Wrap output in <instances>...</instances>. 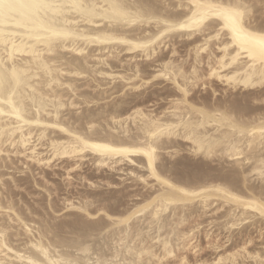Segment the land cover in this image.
I'll return each instance as SVG.
<instances>
[{
  "label": "bare ground",
  "instance_id": "6f19581e",
  "mask_svg": "<svg viewBox=\"0 0 264 264\" xmlns=\"http://www.w3.org/2000/svg\"><path fill=\"white\" fill-rule=\"evenodd\" d=\"M161 1L130 0L158 15L143 23L125 24L101 19L104 9L99 5L109 0H82L85 4L98 5L95 9L98 15L88 18L79 11L62 14L40 12L31 18L21 17L6 26L12 29L8 50L9 53L14 51V59H9L8 63L15 64L21 77L16 97L20 100L21 117L17 119L12 114L0 116V159L4 152L9 153L4 147L13 148V151L10 149L12 154L22 156L39 167L63 159L76 161L74 166H77L78 162L90 157L98 170L108 168L127 172L126 176L133 180L146 186L152 184L150 188L154 192L122 212L108 206L91 210L95 203L109 199L89 201V195L79 203L66 200V209L98 220L83 223L75 217L70 223L50 225L43 219L36 220L37 212L30 208L26 209L32 217L16 208L13 200L5 203L0 188V212L7 219L0 221V261L3 264H28L29 253L38 254V248L31 247L33 244L48 252L47 258L41 256L40 259H67L65 251L68 249L61 251L57 243L73 239L82 247L76 248L72 258H79L84 264L94 261L154 264L152 260L162 264L172 257H179L180 264H183L189 260L187 251L195 255H200L201 251L198 250L199 227L193 226L187 231L179 229L189 221L196 208L195 213H199L196 217H207L211 213L213 224L222 221L221 229L231 234L236 231L243 233L249 224L264 227V215L260 210L264 203V182L259 177L260 168L264 166L263 107L262 110L257 106H242L238 100L211 105L207 100L199 102L190 97L197 83L207 78L216 79L233 90L239 88L254 92L264 86L260 82L264 72L261 66L264 46L259 43V37L264 35V0H245L250 14L246 28L235 39L224 18L204 7L221 5L223 0ZM197 5L202 7L197 8ZM194 14L197 18L200 15H208V18L200 26H195L191 24ZM177 40L192 46L190 51L194 53V62L188 70L183 65L184 58L182 63L175 59ZM213 46H216L217 53ZM225 47L227 53L222 51ZM246 49L252 50L253 55H249ZM166 50L168 53L164 52ZM163 52L167 53L166 56ZM237 52L241 53L239 59L233 61L228 58ZM205 59L208 72L203 75L200 69ZM145 62H149L148 67L143 68ZM150 68L153 70L148 72L146 69ZM89 78L98 89H103L101 95L107 93L103 87L110 84H114V89L120 86L116 83L121 84L131 92L150 85L156 79L171 82L178 94L170 98L169 108L159 114L146 110L140 104L126 110L124 106L128 102L124 100H118L112 106L107 103L92 109L91 104L96 102L97 105L104 99L99 95L100 91L97 94L100 97L95 96L99 102L92 94L80 91L85 86L91 87L90 84L78 85L82 80L91 81ZM261 100L264 98H253L252 102ZM82 105L85 108L79 112ZM68 110L70 113L64 114ZM90 123L95 127L90 128ZM149 126L152 132L147 131ZM85 132L91 138H86ZM179 141L188 143L186 151L196 160H223L235 169L223 177L212 178L202 164L191 169L195 177H190L186 171L190 165L186 161L172 160L184 151L177 146ZM85 144L100 145L101 148H85ZM149 148L153 150L151 162L145 154ZM164 153L173 162L164 163ZM170 163L171 168L168 167ZM180 168L181 174H173L176 177L167 174L176 173ZM253 177L258 182L256 186L248 184L249 179L254 180ZM164 180L167 183H161ZM102 217L110 222H105ZM113 226L116 228L111 230ZM67 229L76 237L59 236ZM110 230L115 231L110 239V249L106 248L107 242H100V238L94 243L90 240L94 233L100 236ZM23 235L26 237L24 241L21 239ZM205 239L208 248L215 252L223 247L213 242L209 230L205 232ZM243 241L241 245L235 244L237 246L231 251L218 254L214 260L202 257L197 264H246L244 260L248 259L256 264L255 258L264 259L263 246L250 248L254 242L250 235ZM104 247L110 251L109 254L105 253ZM177 252L180 255L177 256Z\"/></svg>",
  "mask_w": 264,
  "mask_h": 264
},
{
  "label": "rangeland",
  "instance_id": "374dc122",
  "mask_svg": "<svg viewBox=\"0 0 264 264\" xmlns=\"http://www.w3.org/2000/svg\"><path fill=\"white\" fill-rule=\"evenodd\" d=\"M155 1L160 2L161 0H155ZM162 1H161V3H162ZM179 41L180 40H177L176 45H175V48L178 50L177 51L178 54L175 55V57H176L175 59L177 60V63H182L183 58H184L183 65L188 70L194 62V53L192 51H190L192 49V46H187L186 45L187 42H184L182 40L180 42ZM182 42L184 44H182ZM213 48H214V51L217 53L216 46H213ZM168 51L166 50L164 52L168 53ZM164 52H163V54H164V56H166L167 53H164ZM185 59H187V60H185ZM139 60H141V59H139ZM204 62L206 64L207 60L205 59ZM145 63L143 64V68L148 67L147 64L149 62L148 63L145 62ZM205 64L203 63L201 66V69H200V72L202 71L201 74H203V75L207 74V72H208L207 64L206 65ZM119 70L122 71V69H120V68H119ZM146 70L149 72L150 70L152 71L153 69L150 68V69H146ZM89 79L91 80V78H89ZM159 80H161V79H159ZM159 80L157 81V79H156V81L155 80H154L155 82L152 81L150 83V85L148 84V85L144 86L143 88L139 89L138 91H131V92H129L130 90L128 88L125 89V88L121 87V84L116 83L115 85H120V86H115V89L113 88L114 84H113V86H112V84H110L107 87H105V86L103 87L104 90L107 89L106 90L107 93H105V95H101L103 89L102 88H101V90H100V88L98 89L95 86L97 84L95 82H93L92 80L91 81L86 80V82H85V80H82V81H79L80 83L78 82L79 84L78 83L77 84L79 86L82 84L83 85L84 84H86V85L90 84L91 87L94 86L92 89H91V87L85 88V87H87V86H85V87H83V89H80V91L85 90L86 92L92 94L94 97L92 95H90V96L95 98V99H96L95 96H98V97L102 96L101 98L104 99V101L103 100L100 101V99L97 97L100 102L96 99V101H98L99 103H97V105H95L96 102H95V104H91L90 106L93 107L92 109H95V108L97 109V108L101 107L102 105L104 106L107 103L112 106L113 104H116V102H119L120 100H122V101L124 100V102H128V104L124 106V108H126V110L129 108H132L135 105L140 104L142 107L145 106L146 110L153 111L154 114H159V113H162L163 111H165L167 108H169V106H170L169 101L171 100L170 98H173V96L178 94L171 82L167 83L164 80L163 81L161 80L162 82ZM203 81L198 82L196 85L197 87L195 86V88L192 89L193 90L192 93L190 94L191 95L190 97L195 98V100H197L199 102H201L203 100H207V102H209L211 105L212 104L214 105L215 103L221 104V103L226 102V101L231 102L232 100H238L242 106L243 105L248 106V107L251 106L250 108L257 106L261 109L263 107V109H264V106H263L264 103H261V102L253 103L252 102L253 98H259V99L264 98L263 97L264 94L261 95L262 93H264V86L262 87L263 89L262 88L259 90L257 89V90H254V92H253V90L245 91V90H241L239 88H237L236 90H233L230 87H226L225 84L217 81L216 79H212V80L209 79L208 80V78H207V80L205 79L206 82L205 81L203 82ZM87 82H91V83L87 84ZM117 82L119 83V81H117ZM104 83L102 82V84H104ZM152 83L153 84L155 83L153 85V87L151 85ZM120 88H122L123 91ZM124 89H125V91H124ZM91 90H93V91H91ZM109 90H111V91H109ZM118 90L123 92L124 95L126 93V96H123V93H120ZM98 91H100L101 93L99 94ZM108 91L111 94L110 93L108 94ZM259 91L260 92L262 91V93H260ZM113 93H114V95H113ZM253 93H255V94L253 95ZM97 94H99L100 96ZM121 94H122V96H121ZM109 95H112V96L109 97ZM127 95H128V97H127ZM80 101H82V99ZM83 107L85 108V105H82L81 110L79 112L82 111ZM68 113H70L69 110L65 111L64 114H68ZM103 125H104V122H103ZM177 146H179V148L184 150V151L181 152L179 154V156L174 157L172 160L174 161L175 159H180L184 162L186 161V163L188 165H190V167L186 170L188 172L187 174H190L189 175L190 177H191V175L195 177V173L190 172V171H192L191 169L194 168V166H200L202 164L205 168L204 170L209 172V174H211L212 178L215 176L223 177L225 175H228V173L230 171L235 169L228 162L223 161V160L219 161L216 159L214 162L206 161V160L199 161V159L196 160L190 153H188L186 151L188 148V143L186 144V142H183V141L180 142L179 141ZM5 148H7L9 155L7 154V152H4L1 159H0V188H1V191L3 193L1 198L3 199V201L5 203L8 201L12 202V200H13L12 203L15 204L16 208L21 209L29 217H32V216H30V214H29V212H27L26 208L32 209V211L37 212V215H35L34 218L36 220H39V218H40V220L43 219L46 221V224L48 223L50 225H55V224H59V223L60 224H62V223L64 224V223H68V222L70 223L73 221V219L75 217H79V220L83 223H93L94 221L98 220L97 218L96 219H90V218L86 217V215L83 213H77V212H73L72 210L70 211V210L66 209L65 208L67 205L66 200H72L75 203H79L80 201L85 200L89 195H90L89 201L95 200V198L97 200H98V198L109 199L110 201L108 200L107 202L105 201V202L95 203L91 207V210H94V209L102 207V206L103 207L108 206L109 208L112 207V209H116L117 211L122 212V211H125V210H128L129 208H131L135 203L140 202L143 197H146V196H148L154 192L153 191L154 189L150 188V185H152V184H150L149 186H146L140 181H137L135 179L133 180V178L126 176L127 172H124V173L123 172H117L115 170H110L108 168H103V169L98 170L97 168H95V165L92 164L93 162L91 161L90 157L86 158V160L84 159L83 161L78 162L77 166H74V163H76V161L63 159V160H55V161L51 162L50 165H48V166L39 167L35 163L25 159L22 156L16 155L17 156L16 157L15 154L14 153L12 154V152H11V151H13V148L12 149L10 148L11 151L8 147H4V149ZM45 149H46V146L43 148V150H45ZM165 154L166 153H164V155H163V158H165L164 163H166L168 161L173 162L169 158V156L165 155ZM6 155H8V160L6 158ZM2 159H3V161H2ZM224 162H226V163H224ZM171 166H172V164L170 163L168 165V167L171 168ZM124 169H127V167L124 166ZM180 169L181 170L178 172L176 170V173H175V171H172V173L170 172L167 174L172 176V177H176L178 175V173L179 174L182 173V168H180ZM226 172H228V173H226ZM173 174L176 176H174ZM67 175H69V176H67ZM253 178H254V180L252 178L249 179L248 184H250V185L255 184V186H256L258 184V182H257L255 177H253ZM208 179H211V178L209 177ZM110 183H111V185H110ZM118 200H120V201H118ZM107 203H109V204H107ZM196 211H197V208L193 211L194 212L193 216L191 218H188L189 221H187V223L185 222V225H183L187 229H185L183 226L179 227V229L181 228V229L186 230V231L189 230L190 228H192L193 226L199 227L197 232H198V240H199L198 244L200 245L198 250L201 249V251H199L200 255H199V253L195 255L194 252L187 251L186 252L188 254L187 257H189L188 258L189 259L188 264H195V263L197 264V261L201 260L202 257H203V259H208L210 261L214 260L216 258L215 256H217L218 254H223L226 252V250L231 251V249H233L235 246L241 245L244 242L243 240H245L249 235H250V238L251 239L253 238V240H254L253 245H251L250 248H255V247L257 248L258 247V249H260L262 246L264 247V239L261 238V232L262 231L260 232L261 229L264 230L263 229L264 227H262L261 224H255V225L249 224V225H247V228L243 229V231H242L243 233H241L242 235L239 234V231L238 232L236 231L233 234H231V233H228L227 231H224V229H221L222 223H220V222H222V221H220V220L217 222L215 221L213 224L212 221H214V220H211L212 219L211 213L207 217L202 216L199 218V217H196L199 214V213L196 214L197 213ZM187 213H188V211H187ZM74 214H76L77 216L76 215L74 216ZM209 217H210V219H209ZM102 218H104L105 222L108 221L105 217H102ZM4 219L7 220L6 218H4V215L0 212V221L4 222L5 221ZM108 222H110V221H108ZM190 222H192V223H190ZM198 224H200V225H198ZM218 224H220V225H218ZM260 226L262 228H260ZM115 228H116V226H113L111 228V230H113ZM111 230L109 232H107V231L102 232L100 234V236L98 234L94 233L95 236L92 235L93 237L91 236L92 238H90V240L94 243V242H98L101 239L100 242H102V243L107 242L108 247H106V246L105 247L107 249H110V247H112L109 245V244H112L110 239L113 238L112 236L115 233V231L111 232ZM208 230L210 231V234L212 235L213 242H217L216 244L218 246H223V247L219 248V251L217 250L215 252V250L213 248H210V247L208 248V244H207L208 241L205 239V232H207ZM199 231H200V233H199ZM68 232H69V230L67 229L65 232L60 233L59 236L60 237H67V238H75L76 237V235L69 234ZM97 235H98V237H96ZM217 236H219V237H217ZM229 236H231V241L228 242L227 239ZM49 238H52V235H50ZM21 239L24 241L26 239V237L23 235V236H21ZM216 239L219 240V242ZM102 240H106V241H102ZM100 242H99V245H100ZM262 243H263V245H262ZM235 244H237V245H235ZM106 248L104 249L105 253L109 254L110 251L107 250ZM104 250H103V252H104ZM157 250H158V248H157ZM178 253H180V252H177L176 255ZM178 255H180V254H178ZM166 260H168V261L164 260L162 264H167L168 262H169L168 264H177V262H179V264H180V261H179L180 258L179 257H178V259L176 257H172V259L169 258ZM240 261L242 262L241 259H240ZM251 261L252 260H249V259L247 261L244 260V262L246 264H255L254 261H252V262ZM153 262H154V264H156L155 260L154 261L152 260L151 263H153Z\"/></svg>",
  "mask_w": 264,
  "mask_h": 264
},
{
  "label": "snow or ice",
  "instance_id": "6c2138e0",
  "mask_svg": "<svg viewBox=\"0 0 264 264\" xmlns=\"http://www.w3.org/2000/svg\"><path fill=\"white\" fill-rule=\"evenodd\" d=\"M98 7L96 4H85L82 0H0V116L6 114L16 115L17 119L21 117V110L19 108L20 100L16 99L19 86L21 83L20 74L16 70L15 64H9V59H14L13 53H9L8 44L11 43L12 29L6 27L7 25L17 22L21 17L31 18L40 12L62 14L65 12L79 11L82 15H86L91 18L98 13L95 9ZM99 7L104 9V14L101 15V19H109L110 21H122L125 24L131 23H143L150 21L154 16L151 12L142 9L136 2H130V0H109L108 3L104 5H99ZM202 7L197 5V8ZM204 7L214 10L217 14L221 15L225 22L226 27H228L235 39L239 33L246 28L245 23L247 17L250 14L249 6L245 3V0H223L221 5H206ZM208 15H200L197 18V14L193 15L191 21L192 25L200 26ZM159 22V21H157ZM189 26V25H185ZM174 27V26H173ZM259 43L264 46V35L259 37ZM227 44V40H225ZM13 50H15V45H13ZM222 51L227 53V47L223 48ZM249 55H253L252 50H245ZM241 56L240 52H237L235 56L228 57L233 61L239 59ZM262 68H264V57H262ZM247 82V81H245ZM260 82L264 85V72L261 73ZM264 103V100L260 101ZM7 105V109L5 108ZM147 119V118H145ZM154 123V121L152 122ZM262 124H264V118H262ZM95 127L90 123V128ZM147 131L152 132V127L149 126ZM86 138H91L88 133H84ZM85 148L92 147L93 149H100V145H84ZM105 151H116L114 149H104ZM127 151V150H121ZM152 149L149 148L146 151V155L149 157L151 162L153 159ZM211 152V149H209ZM155 175V173H153ZM259 177L262 182H264V166L260 168ZM161 183H167L166 180L161 181ZM171 187V185H169ZM264 201V199H262ZM261 214L264 215V203L260 205ZM264 223V222H262ZM261 238L264 239V230L261 232ZM33 248H38L37 253H29L30 258L28 259V264H84V261L79 258H72V253L76 248L82 247V244L77 243L76 240H64L57 243V248L61 251H65V256L69 257L67 259H40L41 256L47 258L48 252L43 247H38L37 244L31 245ZM11 251V249H9ZM256 264H264V259L255 258ZM0 264H3L0 261ZM92 264H115V262L107 261H94ZM183 264H188L184 261Z\"/></svg>",
  "mask_w": 264,
  "mask_h": 264
},
{
  "label": "clouds",
  "instance_id": "9594fccd",
  "mask_svg": "<svg viewBox=\"0 0 264 264\" xmlns=\"http://www.w3.org/2000/svg\"><path fill=\"white\" fill-rule=\"evenodd\" d=\"M45 14H47V13H45Z\"/></svg>",
  "mask_w": 264,
  "mask_h": 264
}]
</instances>
